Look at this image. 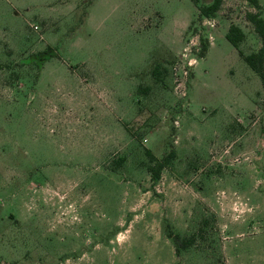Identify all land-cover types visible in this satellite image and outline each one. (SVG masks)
I'll return each mask as SVG.
<instances>
[{
    "label": "rangeland",
    "instance_id": "obj_1",
    "mask_svg": "<svg viewBox=\"0 0 264 264\" xmlns=\"http://www.w3.org/2000/svg\"><path fill=\"white\" fill-rule=\"evenodd\" d=\"M248 11L0 0V264H264V86L238 53L260 47Z\"/></svg>",
    "mask_w": 264,
    "mask_h": 264
},
{
    "label": "trees",
    "instance_id": "obj_2",
    "mask_svg": "<svg viewBox=\"0 0 264 264\" xmlns=\"http://www.w3.org/2000/svg\"><path fill=\"white\" fill-rule=\"evenodd\" d=\"M246 3L253 9V11H248L245 13V19L252 25L253 31L259 38L260 47L253 52L242 55L239 51V55L242 56L243 60L247 65L258 75L261 80L262 85L264 86V20L261 17L260 5L258 0H245ZM196 9H197V18L200 17H212L219 9L221 0H210L208 3H201L199 0H192ZM226 39L235 47L238 48V44L243 40L244 33L242 30L235 24H229L228 29L225 34ZM200 44V55L204 52L206 48V43L204 39L199 38ZM155 73V69L152 72ZM146 154L149 157V161L155 160V157L149 152L146 151ZM172 155V151H169L165 156L162 157V160L155 165H148L147 172L150 174L151 179H157L159 176L160 169L167 162L168 157ZM201 231V230H200ZM171 238L172 242L180 244L185 247L192 243L193 238H183L179 239L176 234H167ZM176 247V246H175Z\"/></svg>",
    "mask_w": 264,
    "mask_h": 264
}]
</instances>
